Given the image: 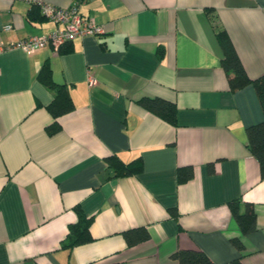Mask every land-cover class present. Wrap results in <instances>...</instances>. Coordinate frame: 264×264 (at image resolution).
<instances>
[{
  "label": "crops",
  "instance_id": "0c3cea01",
  "mask_svg": "<svg viewBox=\"0 0 264 264\" xmlns=\"http://www.w3.org/2000/svg\"><path fill=\"white\" fill-rule=\"evenodd\" d=\"M44 2L79 4L105 34L65 44L73 49L66 54L46 47L0 55V264H179V250L203 251L215 264H264V179L247 132L264 114L253 85L230 90L214 28L227 31L248 76L260 77L264 0ZM32 8L0 0V42L56 29L31 21ZM47 63L75 106L54 135V96L38 80ZM90 77L98 84L89 86ZM144 97L175 103L177 125L141 107ZM110 155L141 158L143 170L117 178ZM185 167L194 176L179 183ZM236 200L255 208L257 230L248 236L232 216ZM76 208L94 219L93 240L70 251L63 241ZM140 227L150 238L129 246L124 233Z\"/></svg>",
  "mask_w": 264,
  "mask_h": 264
},
{
  "label": "trees",
  "instance_id": "16d2710c",
  "mask_svg": "<svg viewBox=\"0 0 264 264\" xmlns=\"http://www.w3.org/2000/svg\"><path fill=\"white\" fill-rule=\"evenodd\" d=\"M207 12L211 20L214 21V11L207 10ZM29 19L31 21L45 20L41 14L40 8L37 6H33L31 9ZM214 28L219 44L224 52L222 67L229 78L230 90L236 92L247 86L253 85L264 114V74L256 79L250 78L227 31L219 25L214 26ZM64 48L65 47H62L59 50L60 54L70 53L73 50L72 48ZM163 53L164 49L159 51L161 57ZM38 80L49 89L54 96L52 103L47 107V110L54 119L53 123L47 127V132L49 135H54L61 130V125L58 122L59 118L71 113L75 106L68 87L66 85L57 84L54 81L53 71L48 63L41 69ZM138 104L165 122L173 126L177 125L178 109L175 103L159 97H144L138 101ZM247 132L248 148L257 159L261 169V177L264 179V120L259 124L249 127ZM107 163L109 168L113 170L114 176L117 178L134 176L140 174L143 170L141 158L135 159L130 163H124L116 155H110L107 157ZM193 176L194 169L192 167L180 168L178 170L177 177L179 183L187 182L191 180ZM229 207L243 236H248L257 230V214L252 203L236 200L231 202ZM76 211L78 221L69 227V234L63 241V247L70 251L76 246L87 244L93 240L90 230L94 219L92 217H87L80 208H76ZM171 215L174 218H178V211L172 209ZM124 236L129 246L143 243L150 238L149 231L145 227L128 230L124 233ZM233 243L240 250H243L244 246L241 240L236 239ZM172 259L179 264H215L203 251L199 250H179L173 254ZM234 264L241 263L240 261H236Z\"/></svg>",
  "mask_w": 264,
  "mask_h": 264
},
{
  "label": "built area",
  "instance_id": "2783aa9c",
  "mask_svg": "<svg viewBox=\"0 0 264 264\" xmlns=\"http://www.w3.org/2000/svg\"><path fill=\"white\" fill-rule=\"evenodd\" d=\"M25 1L31 6L39 7L43 17L53 22L56 29L46 36H32L9 44L0 42V55L7 50H22L31 55L46 47L59 51L62 46L76 39L105 34L104 27L98 25L95 19L81 14L77 3L68 8H63L46 4L44 0ZM12 28V25H7L4 30L9 31ZM97 84L98 80L96 78H89V86L93 87Z\"/></svg>",
  "mask_w": 264,
  "mask_h": 264
}]
</instances>
